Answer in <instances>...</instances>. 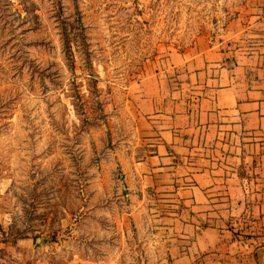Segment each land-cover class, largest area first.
I'll return each mask as SVG.
<instances>
[{
  "label": "rangeland",
  "instance_id": "obj_1",
  "mask_svg": "<svg viewBox=\"0 0 264 264\" xmlns=\"http://www.w3.org/2000/svg\"><path fill=\"white\" fill-rule=\"evenodd\" d=\"M245 3L0 0V264H172L180 203L132 181L134 97Z\"/></svg>",
  "mask_w": 264,
  "mask_h": 264
},
{
  "label": "crops",
  "instance_id": "obj_2",
  "mask_svg": "<svg viewBox=\"0 0 264 264\" xmlns=\"http://www.w3.org/2000/svg\"><path fill=\"white\" fill-rule=\"evenodd\" d=\"M263 5L246 0L220 33L160 54L134 97L151 149L132 181L180 203L165 221L172 264H264Z\"/></svg>",
  "mask_w": 264,
  "mask_h": 264
},
{
  "label": "built area",
  "instance_id": "obj_3",
  "mask_svg": "<svg viewBox=\"0 0 264 264\" xmlns=\"http://www.w3.org/2000/svg\"><path fill=\"white\" fill-rule=\"evenodd\" d=\"M261 20L264 24V5H263V8H262V12H261Z\"/></svg>",
  "mask_w": 264,
  "mask_h": 264
}]
</instances>
